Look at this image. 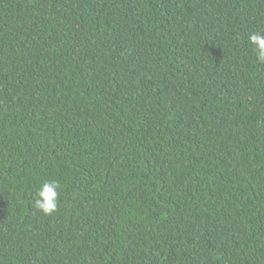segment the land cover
I'll return each instance as SVG.
<instances>
[{"label":"trees","instance_id":"obj_1","mask_svg":"<svg viewBox=\"0 0 264 264\" xmlns=\"http://www.w3.org/2000/svg\"><path fill=\"white\" fill-rule=\"evenodd\" d=\"M253 32L264 0H0V264H264Z\"/></svg>","mask_w":264,"mask_h":264},{"label":"clouds","instance_id":"obj_2","mask_svg":"<svg viewBox=\"0 0 264 264\" xmlns=\"http://www.w3.org/2000/svg\"><path fill=\"white\" fill-rule=\"evenodd\" d=\"M249 42L256 52L257 60L264 63V32H253ZM61 185L56 180H46L36 190L33 207L44 216H52L58 211Z\"/></svg>","mask_w":264,"mask_h":264}]
</instances>
